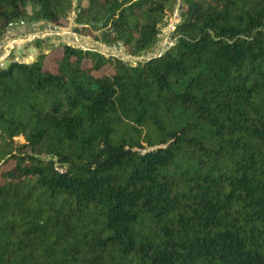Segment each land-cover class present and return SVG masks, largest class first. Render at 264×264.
<instances>
[{
	"label": "trees",
	"instance_id": "16d2710c",
	"mask_svg": "<svg viewBox=\"0 0 264 264\" xmlns=\"http://www.w3.org/2000/svg\"><path fill=\"white\" fill-rule=\"evenodd\" d=\"M73 2L0 0V40ZM176 7L134 65L0 63V264H264V0H76L75 29L137 56Z\"/></svg>",
	"mask_w": 264,
	"mask_h": 264
},
{
	"label": "rangeland",
	"instance_id": "374dc122",
	"mask_svg": "<svg viewBox=\"0 0 264 264\" xmlns=\"http://www.w3.org/2000/svg\"><path fill=\"white\" fill-rule=\"evenodd\" d=\"M180 3V0H178V4ZM76 0L73 2V8L71 12L69 13L68 17L60 24L53 25L50 23H44L40 24L37 23V26L35 27L38 31L42 32L44 36L40 38H34L28 42H22L23 41V35H28L33 33L32 26H27L28 21H21L18 22V30H15V35L11 36L12 33H7L3 36L2 40L5 44L13 45V47L8 50V54L3 57L4 53V47H0V63H4L8 60H14L17 59L20 61H26L27 63L32 62L35 57L37 56L39 51L45 52L50 51V46H56L57 44L65 43L69 45H73L78 48L82 49H90V50H97L104 55H114L119 58H121L123 61L130 63V64H136L137 62H141L143 60H146L154 55H158L163 53L165 50L171 48L175 44V40L171 38V32L173 29V25L178 22V7L175 9V13L173 17L169 20H165L160 25L159 34L157 37V41L154 44V46L147 52L142 53L137 56H133L131 54H128L121 44H116L114 46H106L102 44L101 42L97 41L96 39L82 35L76 31V24H75V13L76 11ZM14 26V25H12ZM100 31H94V35L99 36ZM27 37H25L27 39ZM13 40H16L13 42ZM38 40H45L43 45H39L38 49L39 51H28V48L34 45V42ZM21 47L25 50L24 56H20L17 52V48ZM30 57V58H29ZM54 57H51V59H46V63H50V60H53ZM5 60V61H4ZM4 61V62H3ZM52 64V62L50 63ZM85 66H89V62H84ZM106 70H101L96 73V75H100L104 73ZM16 142L21 143V138H15ZM55 164L58 169H64L65 166L61 165V163L58 161L57 158H54ZM8 165L7 167H9Z\"/></svg>",
	"mask_w": 264,
	"mask_h": 264
},
{
	"label": "crops",
	"instance_id": "0c3cea01",
	"mask_svg": "<svg viewBox=\"0 0 264 264\" xmlns=\"http://www.w3.org/2000/svg\"><path fill=\"white\" fill-rule=\"evenodd\" d=\"M41 25L42 24H44V23H46V22H39ZM18 25H19V23L17 22V23H15L14 24V26H11L7 31H6V33L5 34H7V33H12L11 34V36H13V35H15L16 34V32H14L15 30H18ZM27 26H32V27H34L33 29L35 30L36 28V26H37V23H32V22H29L28 21V24H27ZM21 34L23 35V40H26V38L25 37H27V35L26 34H24L23 32H21ZM14 41H16V40H13V42ZM25 42H28V41H25ZM42 42H43V44H44V40H42ZM4 47V53H3V57H5L7 54H8V50H10L12 47H13V45H10V44H5L4 42H3V40L1 39L0 40V47ZM28 51H34V52H37V51H39V49L38 48H36V47H34V46H31V47H29L28 48ZM17 52L19 53V55L22 57V56H24V54H25V50L23 49V48H21V47H18L17 48ZM30 58V57H29ZM15 60H18V58L17 59H15ZM5 61V60H4ZM3 61V62H4ZM24 62H26V61H24ZM27 63V62H26Z\"/></svg>",
	"mask_w": 264,
	"mask_h": 264
},
{
	"label": "built area",
	"instance_id": "2783aa9c",
	"mask_svg": "<svg viewBox=\"0 0 264 264\" xmlns=\"http://www.w3.org/2000/svg\"><path fill=\"white\" fill-rule=\"evenodd\" d=\"M42 36H44V35L42 34V32H40V31H38L37 29H35V30H33V33L29 34L28 37H27V39H26V40H23L22 42L30 41V40H32V39H34V38H40V37H42Z\"/></svg>",
	"mask_w": 264,
	"mask_h": 264
}]
</instances>
